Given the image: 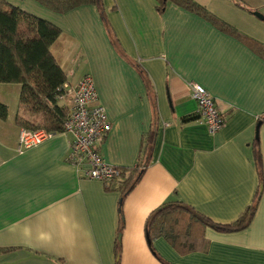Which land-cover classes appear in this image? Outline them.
Segmentation results:
<instances>
[{
  "label": "crops",
  "instance_id": "crops-1",
  "mask_svg": "<svg viewBox=\"0 0 264 264\" xmlns=\"http://www.w3.org/2000/svg\"><path fill=\"white\" fill-rule=\"evenodd\" d=\"M5 1L61 30L51 53L66 83L91 76L112 125L99 147L104 162L139 173L126 194L120 181L88 178L87 166L70 161L74 136L64 131L20 153L21 130L45 117L27 108L22 116V86L0 83L8 108L0 118V264H264V56L253 47L264 45V21L254 15L264 0H193L238 35L173 2L159 10L157 0H101L102 10L57 14L35 0ZM191 84L226 118L215 135ZM257 197L251 224L206 229L204 250L179 255L163 239L149 244L147 221L166 203L227 225Z\"/></svg>",
  "mask_w": 264,
  "mask_h": 264
},
{
  "label": "trees",
  "instance_id": "trees-1",
  "mask_svg": "<svg viewBox=\"0 0 264 264\" xmlns=\"http://www.w3.org/2000/svg\"><path fill=\"white\" fill-rule=\"evenodd\" d=\"M57 14H65L86 5L102 10L101 0H35ZM163 10L168 2L201 14L225 32L238 35L231 26L221 22L204 7L193 0H157ZM61 30L54 24L0 0V83L22 86L20 104L32 112L43 114L49 124L48 130L63 131L68 109L60 107L58 97L67 76L51 53V47L60 37ZM242 37V36H241ZM250 42V41H248ZM253 47L264 56V45L254 42ZM8 115L6 105L0 104V118ZM18 124L25 127L22 118ZM254 156L260 180L263 181L262 155L259 141L254 143ZM139 173V172H137ZM137 173L121 170L117 179L126 194L136 184ZM142 173V172H140ZM259 205V198L232 224H217L182 202H169L154 211L146 224L150 245L165 240L179 255L204 250L207 246L205 231L208 228L221 233L245 230L252 222Z\"/></svg>",
  "mask_w": 264,
  "mask_h": 264
},
{
  "label": "built area",
  "instance_id": "built-area-1",
  "mask_svg": "<svg viewBox=\"0 0 264 264\" xmlns=\"http://www.w3.org/2000/svg\"><path fill=\"white\" fill-rule=\"evenodd\" d=\"M193 99L198 104V115L215 135L226 123L224 114L215 100L199 84H191ZM58 97V102H69L68 113L63 131L72 134L70 161L77 166H87L86 176L98 181L117 179L121 169L106 164L99 152V147L110 133L112 125L107 119L104 108L98 103L93 78L84 76L74 87L65 83ZM54 132L48 130H30L23 128L19 137V152L34 148L52 138Z\"/></svg>",
  "mask_w": 264,
  "mask_h": 264
},
{
  "label": "rangeland",
  "instance_id": "rangeland-1",
  "mask_svg": "<svg viewBox=\"0 0 264 264\" xmlns=\"http://www.w3.org/2000/svg\"><path fill=\"white\" fill-rule=\"evenodd\" d=\"M262 15H264V10L258 12ZM101 105V104H99ZM102 106V105H101ZM103 107V106H102ZM69 109V107H67ZM104 108V107H103ZM25 108L23 107L22 110H23V113H22V116H24L26 114V110H24ZM105 110V109H104ZM106 113V112H105ZM23 118V117H22ZM108 119V118H107ZM39 122H36L34 124H32V127L35 128L34 130H48V127H49V124L48 122L45 120V119H40L38 118ZM32 130V129H31ZM50 131V130H48Z\"/></svg>",
  "mask_w": 264,
  "mask_h": 264
},
{
  "label": "water",
  "instance_id": "water-1",
  "mask_svg": "<svg viewBox=\"0 0 264 264\" xmlns=\"http://www.w3.org/2000/svg\"><path fill=\"white\" fill-rule=\"evenodd\" d=\"M254 15H255L256 17H258L260 20L264 21V15H262V14H260V13H258V12H255ZM259 125H260V124H259ZM257 139H258V137H257ZM148 241H149V244H150V240H148Z\"/></svg>",
  "mask_w": 264,
  "mask_h": 264
}]
</instances>
